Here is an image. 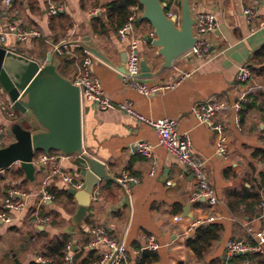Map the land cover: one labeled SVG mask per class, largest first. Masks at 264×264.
Listing matches in <instances>:
<instances>
[{
  "label": "crops",
  "instance_id": "obj_1",
  "mask_svg": "<svg viewBox=\"0 0 264 264\" xmlns=\"http://www.w3.org/2000/svg\"><path fill=\"white\" fill-rule=\"evenodd\" d=\"M57 1L63 6V13L59 15L68 20L69 28L54 34L50 31V22L57 16L52 19L47 17L46 0H12L9 8H4L1 2L0 32L7 24L16 22L27 31L38 32L39 37L19 44L14 36L8 35L0 46L44 63L47 53L65 44L68 48L62 56L74 59L69 68H63L68 74L66 78L70 79L77 65L88 54L73 44L89 38L91 44L112 64L118 65L121 55L125 54L126 43L120 41L117 31L110 29L107 12L109 6L119 0ZM162 1L169 15H179L180 0ZM33 2L35 8L31 10L29 5ZM251 7L256 8L259 16L264 18V0H190L193 17L208 13L216 19L215 30L205 36L210 46V57L201 60L183 54L173 62L171 69L164 70L151 80H143L149 86L172 85L150 97L123 86L122 75L99 60L94 58L92 66L93 74L100 81L104 97L109 102L129 103L136 113L151 120L168 118L176 121V133L189 137L193 156L204 162L208 183L219 203L209 207L205 200L193 199L197 190L194 176L157 146V137L151 128L120 110L102 111L81 102L84 154L104 164L109 176L116 181L123 175L136 180L126 189L129 206L122 204L118 182L99 181L89 197L83 221L70 231L71 218L78 208L73 196V201L62 198L40 205L43 190L50 187L58 190L70 188L60 181L59 175L51 177V165H41L38 161L40 154L36 155L33 176L28 179L25 173L18 177L11 175L10 172L20 167L18 163L12 164L4 168L7 171L0 170V211L11 190L22 195L18 200L24 206L20 212L9 211L10 223L0 225V264L35 263L40 257L41 243L37 242L40 233L48 238L69 234L73 238L72 253L82 252L85 255L89 251L90 230L96 227L103 228L117 244L121 242L133 262L147 239L152 237L159 245L155 251L158 256L155 264H198L192 251L185 246V241L199 226L194 224L209 216H213L214 220L208 224H219L222 232L206 256V264L223 261L229 241L252 243L247 229L252 232L264 229L262 211L255 206L253 213L244 214L242 205L236 212L229 209V202H233L231 196L242 193L244 189L258 192L264 202V173L258 167L260 159L256 157L259 151H264V76L252 77L243 85H234L238 68L244 64L251 67L253 55L264 46V25L255 21L251 28L244 21L242 12ZM92 10L99 12L92 16ZM131 10L137 13V17L141 12L137 7ZM95 21L103 24L106 30L103 36L93 31ZM143 34L152 35L145 23L139 28L134 26L130 36L139 39L140 62H145L150 72H154L162 59L143 40ZM58 57L56 55L57 60ZM183 74H190V77L175 84ZM240 96H245L247 101L237 111L234 105ZM0 102H9L5 93L0 96ZM205 102L225 105L214 117L213 126L200 123L191 114L195 104ZM249 104L252 105L242 112ZM13 126L27 131L37 130L36 124L27 116L15 110L14 117L9 118L0 109V127L4 133L0 149L14 142ZM215 126L223 128L228 147L226 158L217 157L214 153L218 135ZM139 141L152 146L150 158L131 150V145ZM83 165L77 155L57 159L60 173L72 176L76 183L83 184V178L76 172ZM187 206L189 208L185 211ZM40 212L54 214L55 219L48 217L49 221H44L46 218L38 217ZM174 217L181 220L175 222ZM93 250L101 258L108 248L101 245ZM259 258V261L252 259L250 264H264V253Z\"/></svg>",
  "mask_w": 264,
  "mask_h": 264
},
{
  "label": "built area",
  "instance_id": "obj_2",
  "mask_svg": "<svg viewBox=\"0 0 264 264\" xmlns=\"http://www.w3.org/2000/svg\"><path fill=\"white\" fill-rule=\"evenodd\" d=\"M12 0H3L2 6L9 8ZM47 3V17L52 19L59 14L63 13V6L57 0H46ZM98 10H92L90 15L95 16L98 14ZM244 21L247 26L253 28L255 21H258L260 25H264V18L259 16L256 8H246L242 12ZM137 18V13L133 11L126 22L117 30L120 41L126 43V61H125V74L122 75L123 86L136 91L138 94L150 97L160 90L172 87V85L163 86H149L143 80L138 78L140 74V56H139V39L130 36L134 30V22ZM196 23L193 26V35L196 38L194 45L185 53L201 60H208L210 57V46L205 40V36L213 32L216 28V19L212 14H197L194 16ZM12 35L16 38L19 44H24L30 39L38 38L39 33L36 31H27L19 26L16 22L7 24L5 30L0 32V44L5 42V37ZM67 46L62 44L55 47L54 50L57 56H62L67 51ZM94 57L87 54L82 61L77 65L75 72L70 78L71 83L79 88L81 102H87L96 107L98 110H120L126 115L136 118L140 123L151 128L157 137V146L164 149L178 162L184 165L187 172L191 173L196 181L197 190L193 195L194 200L203 199L207 202L209 207L216 206L219 201L216 199L213 190L211 189L208 179L204 170V162L199 158L193 156L191 151V142L186 134H177L175 127L176 121L173 119H159L151 120L138 113H136L129 103L123 102L119 104H113L109 102L103 94L100 81L94 76L92 66L94 63ZM190 77V74H183L179 77V80L175 84L180 83L185 78ZM251 71L250 65H241L235 75L234 85H243L250 79ZM4 94L0 86V96ZM247 99L245 96L237 98L234 108L240 111L242 105L246 103ZM225 105L223 103H198L195 104L191 109L192 116L197 119L200 123L208 126H213V119L216 114L223 110ZM0 109L9 117L13 118L15 109L10 102L1 103ZM214 129L217 132V139L214 143V153L217 157L226 158L228 155L227 141L223 133L221 126H215ZM3 130L0 127V147L3 145ZM131 150L144 157L150 158L152 156V146L147 142H135L131 145ZM61 155L56 152H49L47 154L41 153L38 157V161L41 165H51L50 175L60 176V181L65 185L74 190H81L83 184L76 183L74 178L68 174H62L57 167V159ZM260 170L264 173V158L260 159L257 163ZM117 182L127 189L130 183H136V180L130 178L127 175H123L117 180ZM22 195L17 191L11 190L8 192L5 200L1 205L0 211V225L10 223V218L7 215L9 211L20 212L23 209V203L18 200ZM54 200L47 190H43L40 197V205L43 206L46 203H51ZM258 208L262 211L264 218V202L258 205ZM175 222L181 220L180 217H174ZM214 220L213 216L207 217L204 221L196 222L194 225L208 224ZM44 221H49L46 218ZM247 235L251 240V244L243 241H229L226 244L224 263L228 262L235 256H244L249 253H255L262 255L264 253V229L258 232H252L247 229ZM91 240L88 244V248L94 249L98 246H105L108 251L104 253L99 261L95 264H134L126 254L123 247L118 248V244L115 240L106 234L103 228L96 227L90 230ZM159 249V245L156 241L150 237L141 251L155 252ZM140 251V252H141ZM116 252V253H115ZM139 252V254H140ZM115 253V255H114ZM138 254V256H139ZM70 245L67 247V252L64 257V264H71L74 258ZM137 256V257H138ZM46 261L41 257L36 258V263L44 264ZM243 264H246L244 262Z\"/></svg>",
  "mask_w": 264,
  "mask_h": 264
},
{
  "label": "water",
  "instance_id": "obj_3",
  "mask_svg": "<svg viewBox=\"0 0 264 264\" xmlns=\"http://www.w3.org/2000/svg\"><path fill=\"white\" fill-rule=\"evenodd\" d=\"M135 1L141 12L134 26L139 28L145 23L150 27L152 35L143 34L142 38L162 59L161 65L154 72H150L145 62H140L138 78L151 80L164 70L171 69L173 62L194 45L196 38L193 26L196 19L190 10V0H180L178 16L169 15L162 0ZM73 45L79 46L121 75L125 74L126 54H122L121 62L114 65L91 44L89 38L78 40ZM58 67L55 50L47 53L44 63H41L0 46V86L14 109L37 126L34 131L23 130L18 126L11 128L14 142L0 149V170L18 163L25 176L32 179L33 160L37 153L56 152L63 157L79 156L84 165L76 172L83 178L82 190H67L78 206L71 218L69 230L72 231L83 221L89 207V197L99 181H117L109 176L104 164L84 154L80 91L70 79L59 73ZM118 186L122 193V204L129 206L126 189L119 183ZM121 245V242L118 243V248Z\"/></svg>",
  "mask_w": 264,
  "mask_h": 264
},
{
  "label": "trees",
  "instance_id": "obj_4",
  "mask_svg": "<svg viewBox=\"0 0 264 264\" xmlns=\"http://www.w3.org/2000/svg\"><path fill=\"white\" fill-rule=\"evenodd\" d=\"M2 0H0V3ZM15 4V1L14 3ZM31 10H34V2L29 5ZM137 7L141 11L140 6H138L135 0H119L117 3L111 4L107 12V21L110 29L116 32L127 20V18L133 14L132 8ZM96 26H93V31L99 36H103L106 33V30L103 27V24L95 21ZM69 28L68 20L62 16L58 15L55 20L50 22V31L54 33L65 32ZM59 60V73L63 77H67L68 74L63 70V68H69L74 62L73 58L70 57H58ZM251 76L259 77L264 76V46L257 51L251 61ZM256 97V96H255ZM250 105H246L242 112L247 110ZM244 115V114H243ZM242 115V116H243ZM41 154L37 153L36 155ZM258 159L264 158V151H259L256 154ZM3 171H7L4 169ZM13 176H22L24 171L21 167L16 169L13 172H10ZM1 180V177H0ZM47 191L53 195L56 201L65 198L68 201H73V197L68 194L67 190H58L54 187H50ZM232 203L229 202V209L231 212H236L239 209V206H243L244 214H250L254 212V207L262 203V199L258 192L250 189H244L242 193H235L231 196ZM231 204V205H230ZM39 218L45 219L50 218L51 220L55 219L54 214H45L40 212L38 214ZM222 232V227L219 224L212 223L207 225L197 226L192 236L186 239L185 246L189 248L198 264H206L205 259L212 245L218 241L220 234ZM72 236L69 234H60L52 238H48L44 233L39 234L37 242L41 243L40 257L45 260L44 264H64V257L67 252V247L72 246ZM87 242V241H86ZM84 242V245L87 243ZM261 255L251 253L244 256H235L232 258L228 264H250L252 259H257L259 261ZM100 257L97 256V253L89 248V251L83 255L82 252L75 254L74 258L71 261V264H95L99 261ZM158 261V256L156 252L141 251L139 256L134 261V264H155ZM224 261H213L210 264H223ZM39 264V263H32Z\"/></svg>",
  "mask_w": 264,
  "mask_h": 264
}]
</instances>
